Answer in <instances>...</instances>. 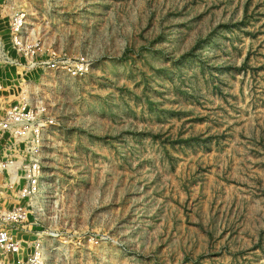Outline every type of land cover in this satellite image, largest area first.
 Wrapping results in <instances>:
<instances>
[{
	"label": "rangeland",
	"instance_id": "rangeland-1",
	"mask_svg": "<svg viewBox=\"0 0 264 264\" xmlns=\"http://www.w3.org/2000/svg\"><path fill=\"white\" fill-rule=\"evenodd\" d=\"M14 9L41 57L90 64L0 61L4 104L55 118L11 230L42 264H264V0H0L5 39Z\"/></svg>",
	"mask_w": 264,
	"mask_h": 264
},
{
	"label": "built area",
	"instance_id": "built-area-1",
	"mask_svg": "<svg viewBox=\"0 0 264 264\" xmlns=\"http://www.w3.org/2000/svg\"><path fill=\"white\" fill-rule=\"evenodd\" d=\"M26 17L23 9L9 13L8 38L0 35V61L14 62L10 57L13 52L23 57L27 70L42 69L69 76L88 73L90 64L86 58L72 59L53 50L41 57L40 43L35 33L28 30ZM2 90L0 79V94ZM4 102L0 95V264H42L47 243L41 236L28 243L12 231L24 228L29 214L41 211L39 197L44 191L41 152L55 118L44 106L34 105L30 93L6 105Z\"/></svg>",
	"mask_w": 264,
	"mask_h": 264
}]
</instances>
